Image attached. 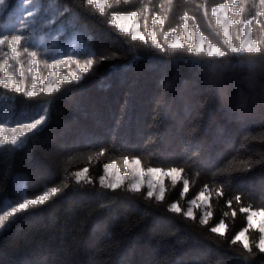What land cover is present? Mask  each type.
<instances>
[{"label":"trees","instance_id":"16d2710c","mask_svg":"<svg viewBox=\"0 0 264 264\" xmlns=\"http://www.w3.org/2000/svg\"><path fill=\"white\" fill-rule=\"evenodd\" d=\"M226 1L231 2L108 0L103 14L86 0H5L0 5L3 35H26L39 46L22 41L19 47L35 51L38 60L52 53L57 57V52L70 55L82 77H69L71 82L61 81L59 90L33 97L0 84V93L15 109L48 108L42 130L15 147L0 145V202L14 196L18 173L25 176L28 198L51 187L63 190L0 229V264H264V253L255 247L258 230H248L251 253L241 241L232 243L248 228V213L240 209L264 208V53L227 49L222 28L211 15L213 7ZM237 6L241 12L230 10L232 18L249 19L251 36L264 46V3L240 0ZM30 7L43 16L22 31L17 27L20 15ZM131 11L138 12L144 29L155 15L161 16L164 25L155 28L165 51L149 37L132 40L109 26L111 13ZM49 12L58 15L55 26L64 23L60 48L49 47L55 28L45 35L40 27ZM185 13L192 33L198 27L225 56L191 52L187 42L180 49L168 47L163 33L181 31ZM43 37L47 40L41 43ZM231 37L238 46L239 26H231ZM75 39L79 46L70 52ZM89 59L94 62L82 73ZM200 64L205 70L210 64L218 67L214 88ZM126 157L139 158L145 168L184 169L182 176L189 181L185 200L207 186L208 223L170 211V203L182 199V179L175 185L166 180L163 201L147 198L143 189L104 188L100 177L105 165L115 162L124 169ZM84 167L93 183L81 186L74 174ZM221 221L226 225L223 236L211 232Z\"/></svg>","mask_w":264,"mask_h":264},{"label":"snow or ice","instance_id":"6c2138e0","mask_svg":"<svg viewBox=\"0 0 264 264\" xmlns=\"http://www.w3.org/2000/svg\"><path fill=\"white\" fill-rule=\"evenodd\" d=\"M88 4L95 3L97 8H99L100 12L103 14L106 12L105 4H107L108 0H86ZM125 3H127V0H124ZM120 3V0H117V4ZM240 0H231V3H221L216 7H213L211 9V15L215 17L216 24L220 25L223 31V36L226 38V46L227 49H229L232 53H264V46H261L258 41L254 39L249 38V34L253 31L250 24L251 21H242L240 19H232L229 17V10L232 12L240 13L241 9L237 6L239 5ZM261 3H264V0H261ZM5 0H0V5H4ZM35 15V13L29 12L27 16L19 21V24L21 25L22 31H27L29 28V24L32 23V17ZM261 15H264V13H261ZM138 12L137 11H131L127 13H121V12H113L111 13V19L108 21L110 27H115L118 29L119 32H123L125 34H130L132 40L140 39L145 40V37L141 35L136 27L127 28L123 25L119 24L118 21L129 19L133 22L137 21L138 19ZM145 24L144 27L147 28V17H144ZM185 23H184V35L188 36L189 29H188V20L189 16L187 13L184 14L183 17ZM255 19V18H254ZM45 24H51V20H45ZM159 25L163 27L164 20L161 18L160 15H155L154 18L151 20V24L154 26ZM257 24H260V21H256ZM243 24L242 32H243V38H239V46L237 47L233 42V37L230 36L229 29L230 26H240ZM4 29H0V46L7 45V47L11 50L12 58L18 59L20 56V53L17 50V46L21 45L22 41L26 44H29V47H38L39 45L31 44L29 43V39L26 35L23 34H17L13 36L3 35ZM15 30V29H13ZM197 33L199 34V28L197 27ZM165 36L168 34L165 32L163 33ZM147 35L151 37L152 42L156 45L157 48H159L161 51H165L164 46L157 40L156 33L149 29L147 32ZM53 41H55V37L53 38ZM43 43V41H41ZM147 43V41H145ZM50 48L53 47V45L49 46ZM169 48L175 50L180 49L183 47V45L179 42H170L168 45ZM189 51L195 52L197 54L206 52L209 57L216 56V57H223L225 56V51H222L220 47H217L213 43H209L207 45V48L201 47L199 43L195 45V47L190 48ZM24 53H26L28 56L31 57V68H35L37 66V60L36 56L37 53L35 51L29 52V48H24ZM57 55H62V53L57 52ZM67 60H71V56L66 57ZM106 59L105 57H101V60ZM93 60L89 59L87 61V66L80 69L82 73H87L89 71V66L93 64ZM64 64V61L57 59L52 64V68H56L58 66L62 67ZM11 69L12 65H5L2 61H0V74L5 73V69ZM31 70V69H30ZM200 71L205 72V75L210 77L206 82L209 84L210 87L216 86L215 77L218 74V67L214 64H210L207 66L206 70L203 64H200ZM21 76H23V72L20 73ZM54 76H57V73L53 71H49L47 74V80H44L39 73H36L32 77V87L30 89H25L24 87L20 86V83L14 79V75L12 74H6V75H0V84H3L5 88L14 89L17 93H24L27 97H33L37 95L38 93H48L51 94L61 88L60 81L64 82H71L70 78L68 76L60 75L57 80H53L52 78ZM81 76H75L74 79L79 81L81 80ZM37 83H42L43 88L40 89L37 87ZM43 112L45 114L39 115V118H34L31 120V122L28 123H16L15 127L6 128L4 127L3 123L0 122V133H4L7 136V141L11 143L14 147L17 145L22 144L26 138L30 137V135L35 134L36 132L42 130V127L46 124L48 116V108L44 107ZM6 141L2 137H0V145H5ZM189 162H191V157L188 158ZM141 161L139 158L133 157L131 160L129 158L124 159V167L126 169L127 173H130V177L128 176H121L119 172L116 173L115 178L111 181H106L104 176L100 177V184L106 188L111 189L113 191L117 189H124L125 188V180H128L127 188L126 190L130 193H141L142 189V183H143V177L145 175L151 177L147 181V198H155L156 201H163L165 199V185H164V178L169 177L175 185L178 180L181 179V173L184 171L182 168H176V167H169L167 169L162 168H153L149 167L146 170L142 169L140 167ZM117 165L115 163L108 164L105 166V172L108 173L110 169H116ZM88 169L85 168L81 172H76L75 175V182L78 185L83 186V182L86 181L87 183H93L92 179L90 177L84 176V173H87ZM219 175V173H218ZM230 175V174H229ZM136 177H140L141 179L136 180ZM225 183H227V176L225 177ZM184 184V191L181 193V197H183L189 190V181L187 179L183 180ZM19 187L22 189L23 184L18 182ZM63 190L58 187H51L46 190H44L41 194H38L34 196L33 198H25L26 194L24 196H21L20 202L15 203L14 206H10V210L4 211L3 215H0V229H3L6 225V222L10 220V218L14 217L16 214L24 213L29 209L32 210H38L37 206H44L47 202H49L53 197L58 196ZM209 189L207 186H205L204 190H202L196 199H193L189 201L190 204H196L197 199L200 201H203L207 203V197L205 196V192H208ZM217 195H222V192L219 188L216 189ZM235 201L239 202L242 197L240 195L235 196ZM232 201H228V205L231 206ZM170 211H173L178 214H182L185 217H189L192 219H195V215L193 212V209L191 207L188 208L187 211H183L180 207L179 203H172L170 205ZM240 211L248 212L250 213L247 216L248 221V228L244 229L240 233H238L235 237L232 239V243L235 244L238 241H242L243 249L247 250L249 253L252 251V245L249 243V240L246 237V233L249 229H257L258 232L261 234L259 236L258 243L255 244V247L258 248L260 253H264V208L260 209L259 211H252L250 208H241ZM212 213L209 211L205 214V219H201V224H207L208 219L207 217H210ZM235 211L233 212V216H235ZM261 217L262 219L258 223H254L255 217ZM226 228V225L223 223V221L220 222V224L216 227L211 228L212 233H219L221 236L224 235V229Z\"/></svg>","mask_w":264,"mask_h":264},{"label":"rangeland","instance_id":"374dc122","mask_svg":"<svg viewBox=\"0 0 264 264\" xmlns=\"http://www.w3.org/2000/svg\"><path fill=\"white\" fill-rule=\"evenodd\" d=\"M223 3H231V2L226 1V2H223ZM50 5H51V3H50ZM218 5H216V6H218ZM28 9H29L28 11H24L20 15L21 16L20 20H23L27 16V14L29 12L35 13V15L31 18L32 19V23L37 21V16H39V18L42 19L43 15H38V9H36L35 7H30ZM46 9H48V8H46ZM49 9H50V6H49ZM261 12L264 13V8H263V10H261ZM121 13H127V12H121ZM262 16L264 17V15H262ZM229 17L232 18V15H230V10H229ZM57 19H58V15L56 13H54V12L50 13L49 12L48 17L45 20H51L52 23L51 24H45L43 22V23H41L40 27H41V30H42L43 34H45V35H47L48 32L50 33L52 31V28H55V30L57 32L54 35L55 41H53L54 37L50 38V44L49 45H53V47L57 46L58 48H60L61 46H63V43L60 42L61 40L59 38V35H61L63 32H65V30H64V23H62V22H59L57 26L54 25V23L57 21ZM240 20L249 21V19H243V18L242 19L240 18ZM32 23L29 24V28H31ZM118 23L123 25L124 27H127V28L136 27L141 35H143L145 38L149 37L150 39H151V37L147 35V32H148L149 29H152L156 33L157 40L159 41V39H158V31L155 28L156 26L153 27V25H151L147 29H144L141 26V24L139 23V19H137V21H135V22H133L132 20H129V19H124V20L118 21ZM17 27L21 28V25L17 24ZM239 27H240V38H243V32H242L243 24H241ZM29 28H28V30H29ZM166 33L168 35L165 36L163 34V38H164L163 40H165L168 44L170 42H176V41H179L181 44H184V43L187 42L193 48V47H195V45L197 43H199L201 45V47L207 48V45L209 43H212L209 40H207L200 32H199V34L196 33V32L192 33V31L190 29H189L188 36H185L184 35V26L182 27V30L179 31V32L177 30H169ZM229 33H230V36H231V26H230V29H229ZM75 35H77V32L75 33ZM249 38L250 39H254L251 36V33L249 34ZM45 39H46V37H43L42 41H45ZM74 46H76V47L79 46V44L77 45V43H76V39L72 41L70 46L68 45V47L70 48V52H71V49L73 50V49L76 48ZM53 47H51V48H53ZM17 50L20 53V56H19L18 59L14 60L12 58L11 50L7 47V45L0 46V61H2L5 65H12L11 69H7L6 68L5 69V73L0 74V75H6V74L14 75V79H16V81L20 83V86L24 87L25 89H30L32 87V77L36 73H39L40 76L44 80H47V74H48L49 71H53V72L57 73V76H54L52 78L53 80H57L60 75H64V76H68V77H75V76L79 75V70L77 69V66L76 65L73 66L71 64V63L75 62V60H73V59L67 60L66 59L67 56L63 57V55H57V57H56L55 53H52V55H50V57L46 56V60H43V61L42 60H38L36 58L37 66L35 68H31V64H30L31 57L28 56L26 53H24V49L23 48H20L19 46H17ZM57 59H60V60L64 61L63 66L62 67L58 66L56 68H52V64ZM76 64H80V63H76ZM21 72H23V76L20 75ZM37 87L42 89L43 88V84L42 83H37ZM44 107H46V106L42 105V106L22 107L20 109H15L13 107V104L11 103L9 97L6 94L0 93V122H2L4 127H6V128L15 127L17 122H19V123L31 122L32 119L39 118V115L45 114L43 112V108ZM0 137H2L3 139H5L6 142H8L7 141V136L4 133H0ZM129 160H131V159H129ZM112 163H115V162H110L108 164H112ZM108 164H106V165H108ZM140 167L142 169H145V170L147 168H149V167H147V168L143 167L142 164L140 165ZM85 168L86 167L81 168L77 172H81ZM153 168H160V167H153ZM162 169H167V168H162ZM117 172H119V174L121 176L130 177V173L126 172L125 167H124V169H120L118 165H117L116 169H110L108 173L105 172V167H104V172H103L102 176L105 177L106 181H111V180H113L115 178V175H116ZM84 176L87 177V173H84ZM135 179L139 180L141 178L140 177H136ZM149 179H151V177H149L147 175H145L143 177L142 189L145 190L146 192L148 191L147 181ZM167 179H169L171 181V179L169 177H165L164 178L165 190H166V180ZM181 179L184 180V178L182 176V173H181ZM18 182L23 184V188L22 189L19 187ZM127 184H128V180L126 179L125 180V186L126 187H127ZM13 185H14V196L13 197H7V198H5V200L0 202V215H3L4 211L10 210V206H14L15 203L20 202L21 196H24L26 194L25 193V176H24V174L18 173L15 176ZM202 190H204V189H202ZM202 190L198 191L195 195H193L192 197L187 198L186 200L182 197L180 202L179 201H172L170 203V205L172 203H177L178 202L183 211H187L188 208L191 207L193 209L194 215L199 216L200 219H205V214L207 212H209V211L211 212L210 205H209V200H210L209 192H205V196L208 198L207 199V203H205L203 201H200L198 199L196 201V204H190L189 203V201H191L193 199H196V197L198 196V194ZM183 191H184V188L182 189V192ZM185 195H184V197H185ZM25 198H28V197L26 196ZM182 200L184 201V204L181 203ZM251 210L252 211H259L260 209H251ZM249 214L250 213H248V215ZM207 219L209 221L210 217H207ZM261 219L262 218L259 217V216L255 217L254 218V223H258ZM219 224H220V222L215 224L213 227H216ZM244 229H246V228L241 229L238 233H240ZM260 235L261 234L259 233V236ZM246 237L249 240V233L248 232L246 233Z\"/></svg>","mask_w":264,"mask_h":264}]
</instances>
